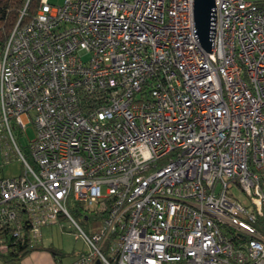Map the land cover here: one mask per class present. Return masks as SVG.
<instances>
[{"label": "built area", "instance_id": "1", "mask_svg": "<svg viewBox=\"0 0 264 264\" xmlns=\"http://www.w3.org/2000/svg\"><path fill=\"white\" fill-rule=\"evenodd\" d=\"M193 2L24 9L0 50L14 243L64 217L87 246L72 264H264V0H215L212 53ZM29 125L27 157L14 130ZM12 153L23 173L5 177ZM70 202L105 213L101 227L85 232Z\"/></svg>", "mask_w": 264, "mask_h": 264}, {"label": "trees", "instance_id": "2", "mask_svg": "<svg viewBox=\"0 0 264 264\" xmlns=\"http://www.w3.org/2000/svg\"><path fill=\"white\" fill-rule=\"evenodd\" d=\"M39 2L40 0H0V50H2V48L5 46L12 29L18 22L24 9L26 8V15L23 17V22H28L36 13ZM27 157L29 156L27 155ZM68 210L71 216L79 223V225L80 218H82L85 228H82L81 225L80 227L89 234L95 230H98L102 225L103 219L105 218V213L100 212L97 214L96 208H89L84 204H75L74 202H70L68 205ZM92 219L94 221L93 223H91ZM65 221L68 222L66 218L60 217L57 223L42 227V240L40 243L33 244V246H31L29 239L26 237L14 243L13 240L15 239L12 235V229L7 227L0 229V244L4 243L9 245L8 251L0 250V261H3L6 264H20V262L26 256H28L33 251L40 249L50 252L54 258H56L58 261H61L62 258L65 257L64 252L53 245L43 247V241L45 230L52 227L53 225H60L61 222ZM256 227L264 236V217L258 220ZM62 229L65 230L64 227ZM69 229L75 233V229L71 228L70 226ZM1 240L6 241L2 242ZM81 253L83 252H80L79 254Z\"/></svg>", "mask_w": 264, "mask_h": 264}, {"label": "rangeland", "instance_id": "3", "mask_svg": "<svg viewBox=\"0 0 264 264\" xmlns=\"http://www.w3.org/2000/svg\"><path fill=\"white\" fill-rule=\"evenodd\" d=\"M64 0H49V3L52 5H62ZM5 132L0 134V164H2V151L6 146V140L4 139ZM15 138L18 142L19 147L21 148L23 154L27 156L29 154V145L36 136V131L33 125H29L26 132L21 131L20 129L14 130ZM10 142L7 141V144ZM11 163L5 165L3 169V175L5 177H17L23 173V168L21 162L19 161L17 155L12 153ZM238 195V193H236ZM80 225L82 228H85L82 218H80ZM93 219L91 223H93ZM64 227L65 230L62 228ZM44 245H53L54 247L63 248L66 251L70 252V255L65 257L63 264H70L75 260V253L78 255L80 252L87 251V246L83 240L76 239L74 233L69 229L68 222H61L60 225H53V228L46 230ZM0 264H6L3 261H0Z\"/></svg>", "mask_w": 264, "mask_h": 264}, {"label": "water", "instance_id": "4", "mask_svg": "<svg viewBox=\"0 0 264 264\" xmlns=\"http://www.w3.org/2000/svg\"><path fill=\"white\" fill-rule=\"evenodd\" d=\"M195 37L206 52L212 53L216 30L215 0H194Z\"/></svg>", "mask_w": 264, "mask_h": 264}, {"label": "crops", "instance_id": "5", "mask_svg": "<svg viewBox=\"0 0 264 264\" xmlns=\"http://www.w3.org/2000/svg\"><path fill=\"white\" fill-rule=\"evenodd\" d=\"M50 228L52 229L53 226ZM45 234H46V230L44 232V238H45ZM47 246L49 245H44L43 247H47ZM59 249H61L62 252H64L65 257L70 255V252L66 251L65 249L63 248H59ZM74 255L76 256L75 257L76 260L78 255H76V253ZM65 257H63L61 261H58L56 258H54V256L50 252L44 249H40L30 253L20 262V264H63V260ZM75 260H73L70 264H72Z\"/></svg>", "mask_w": 264, "mask_h": 264}]
</instances>
